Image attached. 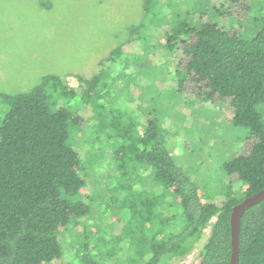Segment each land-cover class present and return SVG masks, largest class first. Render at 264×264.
Masks as SVG:
<instances>
[{
	"label": "trees",
	"instance_id": "trees-1",
	"mask_svg": "<svg viewBox=\"0 0 264 264\" xmlns=\"http://www.w3.org/2000/svg\"><path fill=\"white\" fill-rule=\"evenodd\" d=\"M157 5L163 12L160 0ZM167 6L172 8L170 17L158 20L168 26L165 51L181 52L173 70L177 92L196 102L224 105L233 124L247 131L237 155L223 164L229 183L226 195L203 200L197 183L169 149L157 110H146L141 129L138 117H126V111L102 102L111 66L104 65L90 79L78 76V86H71L65 76L48 75L31 90L0 92V264H51L63 256L60 233L90 213L84 200L88 172L73 141L75 131L88 135L89 129L92 137L114 151L118 185L127 191L117 212L125 210L140 226L125 251L116 246L128 227L106 240L111 245L107 255L119 257L112 264H122L129 250V263L123 264H162L185 256L214 217L197 264H230L232 209L264 188V15L250 18L251 0H228L225 9H218L225 20L252 22L249 29L256 31L246 37L228 22L193 24L173 0ZM143 10L149 22L144 20L142 26L149 29L158 23L156 0H143ZM137 48L132 41L115 48L112 66L139 70L141 84L148 87L158 67L155 55L147 46L140 53ZM146 97V104L157 105V100ZM141 170L151 171V187L136 191L133 183L143 182ZM168 196L180 209V227L173 226L178 212L170 216L161 209ZM154 221L159 228L149 234L147 224ZM90 244L87 236L77 248L82 262L107 264L96 258ZM239 264H264V200L242 218Z\"/></svg>",
	"mask_w": 264,
	"mask_h": 264
},
{
	"label": "rangeland",
	"instance_id": "rangeland-1",
	"mask_svg": "<svg viewBox=\"0 0 264 264\" xmlns=\"http://www.w3.org/2000/svg\"><path fill=\"white\" fill-rule=\"evenodd\" d=\"M157 1L154 16L158 23L146 29L142 23L144 20L149 22V17L143 10V0H0V92L16 94L31 90L48 75L65 76L71 86H78V76L90 79L104 65H109L112 67L107 79L110 84L103 89L107 95L102 102L126 111V117H138L141 129L146 110H157L155 114L166 131L164 135L177 164L197 183L203 200H220L226 195L229 184L223 164L237 155L247 131L233 124L224 105L196 102L194 97L177 92L173 70L181 52L169 54L165 51L163 38L168 26L163 25L165 22L159 25L160 18L170 17L172 8L167 4L172 0H160L164 6L160 13ZM173 1L195 25L228 22L246 37L256 31L249 29L252 26L249 20L241 23L236 18H222L218 9H225L228 0ZM251 1L250 18L264 15V0ZM130 41L138 47L136 51L139 53L145 46L153 49L158 67L148 87L141 84L139 70L124 69L123 65L112 66V51ZM147 95L155 103L157 100V105L146 104ZM93 121H89L91 126ZM92 132L93 129H89L88 135L78 131L73 134L75 149L88 172L84 200L91 207L90 213L60 233L64 254L51 264H84L77 248L87 236H90V246L97 259L107 264L116 263L118 254L107 255V248L111 245L106 244V240L128 227L124 240L116 246L125 251L132 233H138L140 229L125 210L117 212L127 191L118 185L120 176L113 149L104 140L92 137ZM139 173L143 182H134L133 189H149L151 171L141 170ZM161 209L168 211L170 216L180 211L175 209L170 196ZM178 214L173 217V226L180 227L183 217ZM216 219H212L189 254L169 258L162 264H197L199 252ZM147 228L149 234H155L159 222H149ZM127 252L122 264L129 263Z\"/></svg>",
	"mask_w": 264,
	"mask_h": 264
},
{
	"label": "water",
	"instance_id": "water-1",
	"mask_svg": "<svg viewBox=\"0 0 264 264\" xmlns=\"http://www.w3.org/2000/svg\"><path fill=\"white\" fill-rule=\"evenodd\" d=\"M262 200H264V188L257 193L244 198L233 207L231 212L232 255L230 264H239L240 261V233L242 218L251 206Z\"/></svg>",
	"mask_w": 264,
	"mask_h": 264
}]
</instances>
